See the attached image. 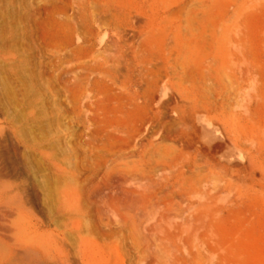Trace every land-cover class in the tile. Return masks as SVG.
I'll list each match as a JSON object with an SVG mask.
<instances>
[{
  "label": "bare ground",
  "instance_id": "1",
  "mask_svg": "<svg viewBox=\"0 0 264 264\" xmlns=\"http://www.w3.org/2000/svg\"><path fill=\"white\" fill-rule=\"evenodd\" d=\"M61 2L44 15L46 66L61 85L65 119L81 127L78 146L107 179L106 192L98 198L115 205L128 195L124 182L111 174L118 165L129 172L124 158L141 153L147 161L141 178L175 199V207L166 208L157 223L134 227L143 235L141 255L152 258L150 264H182L184 254L206 264L201 252L210 250L217 206H264V120L256 118L264 111V89L256 71L255 31L248 27L258 1ZM2 25L4 44L8 31ZM101 33L107 36L104 42L98 41ZM3 64V88L16 102L13 67ZM167 88L172 96L166 97ZM199 124L226 140L243 163L229 166L198 149L186 151L184 144ZM154 135L159 143L152 141ZM68 174L53 164L50 198L61 227L73 230L83 212L78 202L89 197L63 182ZM14 199L0 189V264L107 263L110 253L103 256L77 231L69 250L53 251L49 237ZM162 242L170 247L166 258Z\"/></svg>",
  "mask_w": 264,
  "mask_h": 264
},
{
  "label": "rangeland",
  "instance_id": "2",
  "mask_svg": "<svg viewBox=\"0 0 264 264\" xmlns=\"http://www.w3.org/2000/svg\"><path fill=\"white\" fill-rule=\"evenodd\" d=\"M2 1L0 27L4 23L8 34L6 44L0 43V55L3 56L0 64L12 65L13 73L9 74L14 78L18 95L16 102L9 99L0 73V189H7L15 197L22 213L49 237L53 251L69 250L77 231L99 248L103 256L110 253V258L106 255V264L153 263L152 258L141 255L143 235L135 234L138 229H133L157 223L163 214L166 215V208L175 207V199L168 197L160 186H150L146 178H141L140 170L147 167L146 157L141 153H130L124 158L123 162L131 169L129 172L118 165L119 168L111 174L115 181L124 182L123 188L128 195L115 205L102 203L98 198L99 194L106 192L107 179L103 178L102 169H94L91 154L84 153V147L78 146L81 141L77 133L81 127L65 119L66 105L61 85L52 78L46 66L48 36L44 15L46 11L61 7L62 0ZM257 1V9L249 19L248 27L255 31L256 71L264 89V0ZM105 38L107 36L103 33L98 41L104 42ZM172 95L173 91L167 88L166 97ZM260 112L256 118L259 116L260 120L262 116L263 121L264 111L262 115ZM152 141L159 143V136L154 135ZM68 146L73 148L72 153H68ZM184 149H198L204 157L220 160L229 166L243 163L236 158L234 148L226 140L214 132L206 133L203 124H199L195 134L186 140ZM54 163L71 174L64 178L66 185L88 192L89 198L78 202L83 212L73 230L61 227L60 214L50 198L49 178ZM89 193L98 196L92 197ZM10 220H16L15 215ZM210 234V250L201 252L206 264H264L262 204L255 207L218 205L212 215ZM160 247L166 258L169 244L162 242ZM184 258L182 264L197 262L195 256L184 254ZM36 264L56 263L49 260Z\"/></svg>",
  "mask_w": 264,
  "mask_h": 264
}]
</instances>
